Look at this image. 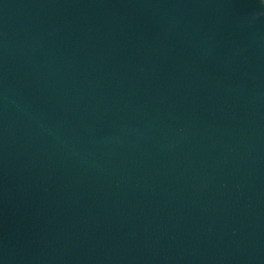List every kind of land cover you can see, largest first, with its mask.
<instances>
[{
    "label": "water",
    "instance_id": "1",
    "mask_svg": "<svg viewBox=\"0 0 264 264\" xmlns=\"http://www.w3.org/2000/svg\"><path fill=\"white\" fill-rule=\"evenodd\" d=\"M0 264H264V0H0Z\"/></svg>",
    "mask_w": 264,
    "mask_h": 264
}]
</instances>
